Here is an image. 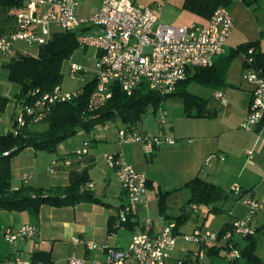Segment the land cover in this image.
Instances as JSON below:
<instances>
[{
    "label": "crops",
    "instance_id": "obj_1",
    "mask_svg": "<svg viewBox=\"0 0 264 264\" xmlns=\"http://www.w3.org/2000/svg\"><path fill=\"white\" fill-rule=\"evenodd\" d=\"M88 1L90 2L89 10L82 7L84 0L80 1V5L76 9L77 17L92 16L99 10L103 2V0ZM136 1L150 6L160 15L157 0ZM171 2L170 0L166 4L165 9L171 8ZM256 4L259 6L255 11L256 14L260 12L262 15L257 20L261 37H255L256 39L236 38L234 37L235 25L228 38L227 49L230 45L237 44V47L245 42L258 41L261 50L264 51L262 42L264 0H256ZM24 6L25 0L24 5L18 8L9 11L0 9V35L16 31V17L24 9ZM208 20L202 18L201 24L206 25ZM56 31L58 30L54 29V32ZM95 31L97 28L91 25L80 28V32L92 33ZM17 48V53L11 60L17 58L22 52H28L21 50L18 46ZM241 55V60L238 63L239 67L242 66L241 69L239 68L240 72H243V67L246 66L245 56ZM6 56L8 55L0 53V93L10 98V101L5 111L0 112V135L14 130L15 117L22 109L21 103L15 98L20 91V86L16 83L13 85V82L9 80L8 64L11 60H6ZM4 65L8 68L6 75H3L2 67ZM69 66L66 69L69 79L81 81V84L77 87H65L61 83L65 91L79 90L93 79L95 71L87 73L85 81L71 77ZM238 84L243 85L242 80ZM236 86L234 84V87L231 88L213 89L212 98H206L209 100L208 109L212 115L206 117L187 116L182 99H179L182 103L181 106L180 102L170 98L166 110L168 127L167 130L164 129V132L166 136L175 139V143L163 142L154 154L145 153L140 142L121 143L118 135L120 128L113 129L107 124L97 131L96 136L93 135V139L88 133L78 139L73 136L62 141L58 145L56 153L46 150L37 151L28 147L13 156L10 161L13 188H19L24 184L44 189L65 186L70 182V173L73 168L82 170L87 167L90 177L88 183L93 184V187L88 188L87 186V188L95 193L99 201H84L68 206L45 203L40 207L38 214L29 210L18 211L0 208V227L2 229L33 224L39 231L35 238L18 239L13 243H8L5 238H1L0 258L20 257L40 262L47 261L52 264H67L72 257L84 260V264H96V260L105 262L108 252L103 248L104 245L122 249L129 248L136 233L158 234L168 224L176 223V217L181 215L184 209H187L186 212L194 222L188 228L181 225L177 229L180 235L173 251V257L183 259L184 264H199L200 262L233 264L228 258L227 241L222 237L216 242H208L204 247L205 257L198 258L196 252L200 250L201 246L185 240L181 234L192 233L201 227L220 234L227 224H232L236 218L245 217L249 213V205L244 202L243 198L252 196L262 205V209L254 219L253 236L256 240V253L264 264V121L251 130L241 127L248 112L253 85L248 82L246 88ZM218 90L224 92L225 100L215 96ZM32 125L37 128L39 122ZM86 141L91 142L88 156L82 159L78 158L76 162L74 160L63 161L57 164L53 173L49 171L53 159L70 153L74 154L83 147ZM249 151L252 153L249 154ZM108 154L123 155L138 171L144 172L149 180L145 200L135 205L134 212L129 216V221L121 227L117 226L118 213L127 201V195L116 170L111 168L107 162ZM212 154H217V156L207 161ZM221 156H224V159ZM26 176L28 177L25 180ZM196 176H202L226 191H230L234 185H238L241 188V193L231 192L227 200L220 201L218 205L222 207V210L218 212L211 211L208 207L200 204H197L199 210L194 211L192 205L196 203H192L188 209L190 193L183 186ZM160 191H174L168 196L165 212H161L160 209ZM193 212L196 215H192ZM111 217H114V222L111 221ZM111 227L115 228V231L112 232ZM0 234L2 235V231ZM77 237L94 242L99 247L88 250L84 243L75 241ZM234 241L240 248L245 247L249 242L246 237L241 236H236ZM242 261L244 262L245 259Z\"/></svg>",
    "mask_w": 264,
    "mask_h": 264
},
{
    "label": "built area",
    "instance_id": "obj_2",
    "mask_svg": "<svg viewBox=\"0 0 264 264\" xmlns=\"http://www.w3.org/2000/svg\"><path fill=\"white\" fill-rule=\"evenodd\" d=\"M81 0H25L24 9L16 17L17 29L0 36V53L14 55L17 53V42L41 46L53 36L54 29L77 32L79 46L98 49L96 69L93 79L96 87L88 102L89 109H98L112 98L115 86L122 88L128 95L145 83L162 96L176 91L179 82L185 80L191 68L208 67L215 59L227 50V41L231 35L235 20L227 7H219L209 18L206 25L193 24L190 27H173L161 22L159 15L147 5L136 0H103L99 10L88 18L76 16V9ZM169 0H157L159 10H164ZM85 25L95 26L92 33L80 32ZM253 53V49L249 50ZM71 59V58H70ZM248 63L253 58H247ZM88 71L76 62H71L69 75L86 80ZM1 74V69H0ZM245 79L253 85L249 108L241 127L251 130L264 121V71L248 67ZM83 91H65L61 85L52 91L40 94L33 104H27L15 117L18 126L26 122V116L43 110L56 102L69 101ZM218 99L225 100L224 92L216 91ZM165 114L160 115V123L166 124ZM121 143L140 142L144 152L154 154L163 143L173 144L175 139L165 135H142L135 130L120 128L118 131ZM90 142L86 141L75 154L79 158L89 155ZM249 154L252 151L248 152ZM8 152L5 153V155ZM217 154L208 157L210 161ZM224 159V156H221ZM107 162L114 168L127 195V201L118 213V227L129 221L137 203L145 200L148 189V177L138 171L121 154H108ZM66 161V160H64ZM63 161L53 159L49 171L53 173L57 164ZM28 176L25 177V180ZM93 187L92 183L87 184ZM241 193V188L234 185L231 190ZM242 199V198H241ZM249 205V213L245 217L236 218L231 229L219 234L205 228H197L192 233L181 234L187 240L201 246L196 252L198 258L205 257V245L216 242L220 237L227 241L228 258L231 261L241 258L240 250L234 246L235 237H247L254 234V219L262 209L259 201L248 196L243 198ZM194 211L199 210L193 204ZM2 235L8 243L18 239H32L38 235V228L33 224L19 227L1 228ZM179 233L176 223L168 224L158 234L138 232L134 235L129 248H115L104 245L108 252L105 262L96 260V264H184L183 259L173 257ZM76 242L84 243L88 250L99 247L94 242L75 238ZM0 264H52L20 257L0 258ZM67 264H84V260L72 257ZM199 264H205L200 262Z\"/></svg>",
    "mask_w": 264,
    "mask_h": 264
},
{
    "label": "trees",
    "instance_id": "obj_3",
    "mask_svg": "<svg viewBox=\"0 0 264 264\" xmlns=\"http://www.w3.org/2000/svg\"><path fill=\"white\" fill-rule=\"evenodd\" d=\"M231 1L184 0L182 6L202 18L209 19L217 8H228ZM23 5L24 0H0V9L8 11ZM78 47L77 32L58 30L53 33L47 43L39 47L38 54L22 52L9 62V80L20 86V91L15 98L22 107L33 104L40 94L52 91L56 86L61 85L64 79V64ZM250 49H253L252 54L249 53ZM239 54L245 56L247 67L264 71V51L261 50L260 43L258 41L245 42L232 51L227 49L224 54L215 59L211 66L191 68L187 78L179 82L176 91L169 95H176L182 99L187 116H211L212 113L208 109L209 100L191 92L190 83L194 81L212 89L227 85L230 65L233 58ZM249 56L253 58L252 63L247 61ZM95 87L96 80L92 79L72 100L56 102L43 110H37L32 115H27L26 122L22 126H18L14 120V130L0 135V208L29 210L38 214L40 207L45 203L68 206L84 201H99L95 193L87 188V183L90 181L87 167L82 170L73 168L70 173V182L65 186L44 189L24 184L15 189L12 187L11 158L28 147L37 151L46 150L56 153L62 141L75 136L79 131L92 133L98 125H107L117 118H121L124 122L125 127L122 128L135 130L148 111V107L152 106L155 112L169 96L158 94L145 83L137 87L130 95L119 86H115L112 98L98 109L92 110L88 108V102ZM9 101L10 98L0 93V112L5 111ZM39 121L44 122L47 127L34 128L32 124ZM6 152L8 154L5 155ZM78 158L75 153H70L56 159L76 162ZM183 188L189 190V205L192 203L204 205L215 212L222 210L218 203L227 200L231 195V191L222 189L202 176L194 177ZM173 192L160 191L161 212H165L168 196ZM186 211L187 209H184L183 213L176 217V229L190 217ZM114 220V217H111V221L114 222ZM231 227V223L227 224L220 234H224ZM111 231H115V228L111 227ZM246 238L249 242L245 247L240 248L237 243L234 244L240 250L241 258L231 262L233 264H263L256 253L255 237L250 235ZM243 259H245L244 262Z\"/></svg>",
    "mask_w": 264,
    "mask_h": 264
},
{
    "label": "rangeland",
    "instance_id": "obj_4",
    "mask_svg": "<svg viewBox=\"0 0 264 264\" xmlns=\"http://www.w3.org/2000/svg\"><path fill=\"white\" fill-rule=\"evenodd\" d=\"M170 1V0H169ZM172 5L170 9H164L160 10L159 16L160 20L162 23L171 25L173 27H190L194 23L196 24H201L202 23V18L198 14L190 11L187 8H184L182 5L184 3V0H171ZM90 2L88 0H84L82 2V7L85 8L86 10H89V4ZM229 10L235 18L236 22V32L234 34V37L236 38H251V39H256L261 37L260 36V31L258 30V18L262 17L260 15V12L256 14V10L259 8V6L256 4V0H232L230 5H229ZM235 28V26H234ZM234 30V29H233ZM233 32V31H232ZM256 37V38H255ZM262 42L264 43V36L262 38ZM21 50H27L31 54H38L39 52V46L38 45H28L25 42H18L16 44ZM237 44L230 45L229 50L232 51L233 47L235 48ZM264 45V44H263ZM264 47V46H263ZM97 52L98 49L95 47H85V46H79L77 50L74 52L72 55L71 59H68L65 64H64V79L62 82V86L65 87H77L79 84H81V81L78 80H71L68 77V71H66L67 67L71 62H76L79 65H81L84 69H86L89 72H94L96 69V57H97ZM14 55H8L6 56V60H11ZM239 56V57H238ZM238 56L234 57L232 60V65L230 68L229 76L227 78L228 82L227 85L223 87H234V84L236 87H243L246 88L248 85V81L245 79V76L248 73V67L245 66L243 67V72H240V69L242 66L239 67V60H241L242 55L239 54ZM240 68V69H239ZM3 70V75H6L8 72V68L6 65L2 67ZM91 75V74H89ZM89 78V76H88ZM243 82V85L238 84L239 81ZM15 85V83H12ZM190 91L205 97V98H212L211 94L213 93V89L211 87L205 86L198 84L196 82H191L190 83ZM168 99H165L162 103V106L158 108L155 112L152 106L148 107V111L146 114L143 116L142 120L138 123L135 131L141 133L142 135L147 134L148 136H154V135H159L162 130H167L166 128L168 127V124L162 125L160 123V115L165 114L166 116V110L168 108V104L170 102V98L173 100H177L176 102H180L181 106L182 103L179 100L180 97L178 96H171L169 95L167 97ZM165 107V109H164ZM167 119V116H166ZM109 126L113 129L122 128L125 127L124 122L122 121L121 118H117L115 121L109 122ZM47 125L44 122L39 121L38 129H44L46 128ZM103 125H98L95 130L90 133L86 132L84 130H81V132L77 135H75V138H81L84 134H90L89 136L94 137L96 136V133L99 129H102ZM94 135V136H93ZM77 139H73L74 141ZM93 139V138H92ZM96 139V138H95ZM96 141V140H95ZM90 148V147H89ZM191 205L188 204V209H190ZM192 215H196V213L193 212ZM225 216V215H224ZM194 220L193 218L189 217L182 225L186 228L191 226L193 224ZM4 238L3 235L0 234V239ZM6 240V239H5Z\"/></svg>",
    "mask_w": 264,
    "mask_h": 264
}]
</instances>
